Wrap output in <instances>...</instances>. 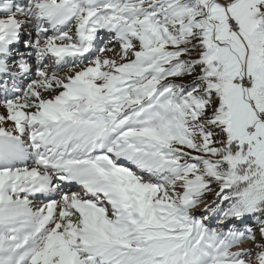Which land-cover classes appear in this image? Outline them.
Returning <instances> with one entry per match:
<instances>
[{"label":"snow or ice","instance_id":"6c2138e0","mask_svg":"<svg viewBox=\"0 0 264 264\" xmlns=\"http://www.w3.org/2000/svg\"><path fill=\"white\" fill-rule=\"evenodd\" d=\"M0 264H264V0H0Z\"/></svg>","mask_w":264,"mask_h":264},{"label":"rangeland","instance_id":"374dc122","mask_svg":"<svg viewBox=\"0 0 264 264\" xmlns=\"http://www.w3.org/2000/svg\"><path fill=\"white\" fill-rule=\"evenodd\" d=\"M211 199H212V196H211V195H208V196L206 197L205 203L210 202ZM202 208H203V205H200V206H198V208L195 210L197 215H200V214H201V209H202ZM203 214H204V215H207L206 213H203ZM210 226H211V227L217 226L216 221H215V220H212V221L210 222ZM248 244H249V242H248ZM239 246H240V245H238V247H239Z\"/></svg>","mask_w":264,"mask_h":264},{"label":"bare ground","instance_id":"6f19581e","mask_svg":"<svg viewBox=\"0 0 264 264\" xmlns=\"http://www.w3.org/2000/svg\"><path fill=\"white\" fill-rule=\"evenodd\" d=\"M217 227V226H216ZM240 246H248V241L247 240H245L244 242H243V244L242 245H240Z\"/></svg>","mask_w":264,"mask_h":264}]
</instances>
